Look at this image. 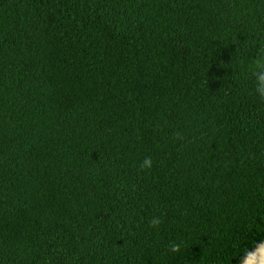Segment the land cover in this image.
<instances>
[{
	"label": "trees",
	"instance_id": "16d2710c",
	"mask_svg": "<svg viewBox=\"0 0 264 264\" xmlns=\"http://www.w3.org/2000/svg\"><path fill=\"white\" fill-rule=\"evenodd\" d=\"M260 46L264 0H0V264H230L264 235Z\"/></svg>",
	"mask_w": 264,
	"mask_h": 264
},
{
	"label": "clouds",
	"instance_id": "9594fccd",
	"mask_svg": "<svg viewBox=\"0 0 264 264\" xmlns=\"http://www.w3.org/2000/svg\"><path fill=\"white\" fill-rule=\"evenodd\" d=\"M257 51L258 55L251 74L255 94L264 101V46H260ZM138 166L141 170H150L153 167V157L151 155L145 156ZM161 223L160 216H153L149 220V226L152 228H158ZM182 250L183 241H170L167 245V251L170 253L178 254ZM230 264H264V235L250 240L247 244L240 242L230 258Z\"/></svg>",
	"mask_w": 264,
	"mask_h": 264
}]
</instances>
